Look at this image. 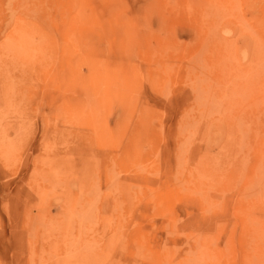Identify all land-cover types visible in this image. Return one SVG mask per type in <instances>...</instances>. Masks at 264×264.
I'll return each instance as SVG.
<instances>
[{"label": "rangeland", "instance_id": "374dc122", "mask_svg": "<svg viewBox=\"0 0 264 264\" xmlns=\"http://www.w3.org/2000/svg\"><path fill=\"white\" fill-rule=\"evenodd\" d=\"M0 264H264V0H0Z\"/></svg>", "mask_w": 264, "mask_h": 264}, {"label": "bare ground", "instance_id": "6f19581e", "mask_svg": "<svg viewBox=\"0 0 264 264\" xmlns=\"http://www.w3.org/2000/svg\"><path fill=\"white\" fill-rule=\"evenodd\" d=\"M23 39V38H22ZM23 41V40H22ZM23 54V53H22Z\"/></svg>", "mask_w": 264, "mask_h": 264}]
</instances>
